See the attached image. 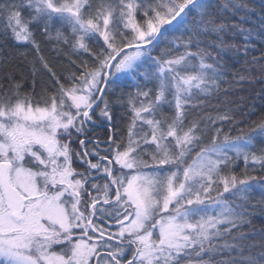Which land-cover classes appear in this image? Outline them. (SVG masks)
Here are the masks:
<instances>
[{"label":"snow or ice","instance_id":"obj_1","mask_svg":"<svg viewBox=\"0 0 264 264\" xmlns=\"http://www.w3.org/2000/svg\"><path fill=\"white\" fill-rule=\"evenodd\" d=\"M248 11L0 0V264H264Z\"/></svg>","mask_w":264,"mask_h":264},{"label":"trees","instance_id":"obj_2","mask_svg":"<svg viewBox=\"0 0 264 264\" xmlns=\"http://www.w3.org/2000/svg\"><path fill=\"white\" fill-rule=\"evenodd\" d=\"M221 2H224V0H221ZM243 2H246L248 5V13L245 15V13H237L233 19L240 23V17H244L243 27L251 29L253 32V35L256 36L258 32L261 31L262 28H264V0H243ZM231 42V38H230ZM235 43L238 45H242L244 43V40L242 36L237 35L235 37ZM252 44H255L257 49H260L261 51H264V40L261 39H253L251 41ZM23 50V49H21ZM252 55H258V52H253ZM241 63H235L233 65V68L236 70L243 69L242 62L244 60V57L241 56L240 58ZM252 67L251 65H249ZM22 71L27 76L29 82L31 81V67L30 65H22ZM247 74V73H244ZM253 76L257 77V79L254 82L248 83L245 82L241 85L243 91H238L235 93L236 97L243 96L245 97L244 100V108L241 109V111H246L249 107H256L257 113L256 115H253L251 119L256 120L259 118V116L264 113V108H261V95H264V73H261L259 70V65L253 67V71L251 73ZM37 87L39 88V77H37ZM95 132H102V129L94 130ZM258 195V193H257ZM259 211V209H257ZM253 224L256 226V228L264 227V217H261L257 215L253 219Z\"/></svg>","mask_w":264,"mask_h":264},{"label":"flooded vegetation","instance_id":"obj_3","mask_svg":"<svg viewBox=\"0 0 264 264\" xmlns=\"http://www.w3.org/2000/svg\"><path fill=\"white\" fill-rule=\"evenodd\" d=\"M94 130H97V129H94ZM98 132V131H97Z\"/></svg>","mask_w":264,"mask_h":264}]
</instances>
